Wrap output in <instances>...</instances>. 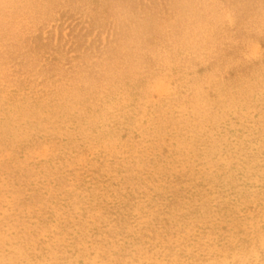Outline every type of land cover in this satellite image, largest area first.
I'll return each instance as SVG.
<instances>
[{
  "label": "rangeland",
  "instance_id": "obj_1",
  "mask_svg": "<svg viewBox=\"0 0 264 264\" xmlns=\"http://www.w3.org/2000/svg\"><path fill=\"white\" fill-rule=\"evenodd\" d=\"M0 264H264V0H0Z\"/></svg>",
  "mask_w": 264,
  "mask_h": 264
}]
</instances>
